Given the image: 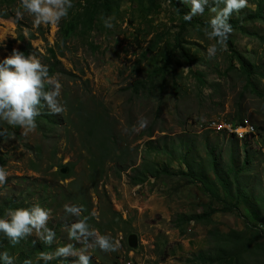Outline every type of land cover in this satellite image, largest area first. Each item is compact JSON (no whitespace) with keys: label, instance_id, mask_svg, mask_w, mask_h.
<instances>
[{"label":"rangeland","instance_id":"374dc122","mask_svg":"<svg viewBox=\"0 0 264 264\" xmlns=\"http://www.w3.org/2000/svg\"><path fill=\"white\" fill-rule=\"evenodd\" d=\"M93 1L72 0L66 18L34 27L26 12L16 19L19 0H0V63L25 46L23 37L33 58L55 67L63 108L49 114L41 102L52 129L24 132L0 122L7 173L0 206L47 208L55 233L49 247L71 244L89 264H264V0H247L229 17L222 49L208 35L207 8L182 28L189 9L180 0H111L89 27ZM74 15L77 31L63 41L60 27ZM178 37L189 61L175 49ZM240 119L251 136L234 133L236 141L223 126ZM65 205L80 214L65 213ZM80 219L113 249L101 250L95 236L69 239L68 226ZM31 243H42L35 232L6 251L13 264ZM31 264L44 261L34 255Z\"/></svg>","mask_w":264,"mask_h":264},{"label":"clouds","instance_id":"9594fccd","mask_svg":"<svg viewBox=\"0 0 264 264\" xmlns=\"http://www.w3.org/2000/svg\"><path fill=\"white\" fill-rule=\"evenodd\" d=\"M180 2L189 9V12L183 15L185 21H191L193 16L201 15L205 8L208 9L210 14L208 35L216 38L222 49L228 34L232 31L228 23L229 17L244 8L247 0H180ZM19 4V9L15 11L16 19L20 20L22 13L26 12L34 18L32 21L34 27L40 24H57L62 18L67 17L68 10L72 8V0H19ZM103 23L105 28L112 27L110 18L104 19ZM213 51L214 48L208 49L209 53ZM45 78H47L46 83ZM59 89L60 84L49 76L47 66L42 65L38 59L32 56L25 57L24 54L13 49L12 55L4 58L0 63V122L19 127L24 132L34 129L35 117L39 115L38 106H41L42 101L50 110L49 114L63 111L57 101ZM146 125L147 120L141 119L137 128L143 129ZM232 127L244 129L249 126L244 123L243 126ZM5 133L6 130L0 127V138H4ZM231 136L238 141L234 135ZM6 175L7 173L0 169V184L4 183ZM64 212L78 216L81 209L65 205ZM49 215V210L40 204H33L27 208H9L0 215V236L6 238L9 244L16 245L35 232L44 245H51L55 233L47 226ZM260 227L258 226L260 231L264 230V225ZM88 236H95V244L101 250L113 249L109 237L96 235L95 232L90 231L84 219L68 226L69 239L79 240ZM69 256L77 257L75 264L90 262L88 255L77 252L71 244L57 246L52 253L41 252L39 259L44 261V264H48L52 259ZM0 264H13L12 258L6 252H0ZM24 264H31V261L25 260Z\"/></svg>","mask_w":264,"mask_h":264},{"label":"trees","instance_id":"16d2710c","mask_svg":"<svg viewBox=\"0 0 264 264\" xmlns=\"http://www.w3.org/2000/svg\"><path fill=\"white\" fill-rule=\"evenodd\" d=\"M102 7V10H110L111 8V0H94L93 2L89 3L87 8L89 9L87 12V18H86V22L88 24L89 27H91V25L94 23V18L98 15L99 11L101 10L100 8ZM101 10V11H102ZM261 17V13L259 11V16ZM188 22L185 21L182 17V28L184 25H186ZM77 24H78V17L76 15L72 16L69 20V18L62 24V26L60 27V35L63 39V41H68L70 40L76 33L77 31ZM17 25L19 26V22L17 21ZM239 25V23L237 24ZM23 42V44L25 45L23 48H21V50L19 51L20 53L24 54L25 57L27 56H31L32 52H33V48L30 45V43L26 44V41L23 37H21V40ZM181 37L177 38V43H176V47L175 49H180L181 53L183 54L184 58L186 59V61H189V57H188V52L187 50H185L184 48H182L181 46ZM173 56L174 54L171 56H168L164 63H163V67L160 71L161 74H165L167 72V70H169V67L172 65L173 63ZM55 67H51L48 70L49 76L51 77L54 73H55ZM140 86V90L143 88L144 84H139ZM177 86V85H176ZM40 106H38L39 108ZM40 113L36 118V125L39 127V129L41 131L45 130V129H52L55 128V122H53L52 117L47 114L46 112H42L40 110ZM244 121L240 119V121L238 122L237 126H243ZM97 126V125H96ZM153 135V134H151ZM0 162H1V158H0ZM4 164V162H2V165ZM210 165H211V169L213 171V174L215 176V178L217 179L218 183L220 184V186L225 189L227 187V181L225 179L220 178L219 173V169H218V159L215 158L214 156L211 157L210 160ZM246 163L243 162L242 167L245 168ZM139 169H134V172H137ZM236 177L239 175V173H235L234 174ZM22 206H15L14 203H10L7 206L3 207L0 206V215H3V213L8 210L9 208H20ZM250 223L253 222L254 218H249L248 219ZM261 225H264V223H260ZM236 234V233H234ZM243 234H239V236H242ZM251 236H255V233H251ZM12 245L9 244L8 240L6 238H4L3 236H0V252H6V251H11L10 247ZM23 250L21 244H19V251ZM53 251L52 247H49L44 245L43 243H31L30 244V248L27 252L22 251L19 255V261L17 264H24L25 260H33L34 259V255H40L41 252H45V253H50Z\"/></svg>","mask_w":264,"mask_h":264},{"label":"built area","instance_id":"2783aa9c","mask_svg":"<svg viewBox=\"0 0 264 264\" xmlns=\"http://www.w3.org/2000/svg\"><path fill=\"white\" fill-rule=\"evenodd\" d=\"M223 127H224V130L227 131L229 134H230L231 131H239L241 135L248 134V131L246 130V128H244V129H234L230 125H228V126L227 125H224Z\"/></svg>","mask_w":264,"mask_h":264},{"label":"bare ground","instance_id":"6f19581e","mask_svg":"<svg viewBox=\"0 0 264 264\" xmlns=\"http://www.w3.org/2000/svg\"><path fill=\"white\" fill-rule=\"evenodd\" d=\"M246 130L248 131V134H244V135H241L239 131H231L230 133H235V135L238 137V135H241L242 136V139H245L246 136H249L251 134L250 130H249V127H245ZM239 138V137H238Z\"/></svg>","mask_w":264,"mask_h":264}]
</instances>
